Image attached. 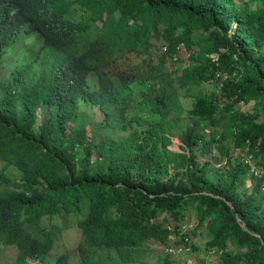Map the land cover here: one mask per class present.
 Segmentation results:
<instances>
[{"label": "trees", "instance_id": "trees-1", "mask_svg": "<svg viewBox=\"0 0 264 264\" xmlns=\"http://www.w3.org/2000/svg\"><path fill=\"white\" fill-rule=\"evenodd\" d=\"M261 2L24 0L26 31L39 42L19 47L23 76L0 82V242L17 245V264H70L63 251L51 262L55 237L46 228L28 230L29 219L44 216L78 227V264H178L170 252L147 260L150 243L185 247L179 222L188 216L209 234L207 246L222 251L216 264H264ZM19 37L0 43V63ZM154 42L162 53L145 70L137 60L153 54ZM181 46L188 65L174 59ZM54 63L76 72L82 91L40 118L47 100L32 68ZM204 82L216 89L191 93ZM133 83L140 93L127 99ZM87 108L104 113L92 135L99 145L82 128ZM116 126L128 133L111 137ZM174 138L179 149L170 147ZM254 166L263 171L248 190Z\"/></svg>", "mask_w": 264, "mask_h": 264}, {"label": "rangeland", "instance_id": "rangeland-1", "mask_svg": "<svg viewBox=\"0 0 264 264\" xmlns=\"http://www.w3.org/2000/svg\"><path fill=\"white\" fill-rule=\"evenodd\" d=\"M236 2H241L243 3V5H245L246 3H248L252 8H255L257 5H261L262 2L261 0H234ZM235 24L232 26V29H234ZM153 42V40H152ZM160 42H154L151 46H150V53L149 55L151 56H144V58L139 57V59L137 60L139 63L141 61V59H145V67L144 69L147 70L149 67H151L153 65V63L149 62L148 58H150L151 60H153L154 62L157 63V56H159L162 53V49L158 50V46H155V44H157ZM16 50H19V48L17 47ZM190 55V51L188 50V48L182 47L181 46V50L179 52L178 56H174V59H178L181 58L182 59V65H188L189 63L193 62L191 56ZM213 57H215V55H212ZM137 63V64H139ZM14 64H12L9 67H2V70H8L9 68L13 67ZM136 86L135 83L130 85V88L125 92V97L128 99L133 98L134 96H137L141 90V87L138 86V88ZM147 88V87H146ZM215 86H213L212 83H208V82H204L201 85H197V87L193 88L191 90V93L195 92L196 90H206L209 92H212L213 90H215ZM184 92V90H183ZM188 96V101L190 100H194V96ZM125 97H122L120 101H124ZM183 98V93L180 92V95L178 96V99H182ZM185 100V98H184ZM172 104L171 105L174 109H178L180 107V104L177 100H175V97L171 100ZM243 109H246L249 106H253L254 103L251 102L250 104H241ZM239 107V106H236ZM118 111L119 108H113L110 110L109 114L111 115V117H113L114 119L117 117L118 115ZM104 113H102L101 111H98L95 108H87L86 111L83 114V118H82V128L84 131H86V133L88 135H90L92 137L93 133L97 134L96 131V125L100 122L101 116H103ZM129 119V118H128ZM138 124V123H137ZM146 125V123L144 124H139L138 128L140 131H142V136L145 135V131L148 130V128L144 127ZM107 133L111 136V137H124L128 131H123L120 130L117 126L112 128V130H108ZM207 133V132H205ZM98 139V138H97ZM97 139H93L92 144L99 145V140ZM180 140L178 138H174V142L172 143V145L170 146L173 149H179V144H180ZM97 145V146H98ZM202 160V159H201ZM200 160V161H201ZM259 168V173L255 174V176L250 175V171H249V178L247 179L246 183H245V188L246 189H250L252 187V185H254V183L258 180L260 174L262 173L263 169L261 166H258ZM208 177L209 179H215L213 177V175L208 173ZM262 191L264 192V182H263V188ZM189 219H195L193 216H188ZM65 217L62 216H51V217H46L44 219V221L42 222V226L44 228H46L53 237H55V245H54V249L51 251V262L54 258H56V256L58 254H60L62 251L63 252H69L70 256L73 254V258L72 261H70V264H78V262L74 263V253H77V250H75V252L73 253L72 248L74 247V245L76 244L77 240L79 241L80 239V230L77 228V226H73L72 228L70 227V225L72 224V221H70L69 225L66 227L69 228H63L64 225V221H65ZM71 220H74L71 217ZM62 229V231L59 233V231ZM209 235L207 234L206 231H202L200 229V232L197 231L196 235H192V238L190 240L191 245L196 244V245H201L202 241L205 239H208ZM151 242V240H148L147 243ZM78 244V242H77ZM150 246L152 248L151 253L149 254V257L147 260H151V258H155L158 259V256L164 252H168V250L164 247V245L158 243V242H153L150 243ZM204 249H206V246H202L200 250L196 251L194 249H190L188 251L185 252H181L180 254L177 253L176 254H171V258L175 259L176 262H178V264H203V258L206 259V263L205 264H216L217 259L219 258L221 252L220 251H216V249H207L204 251ZM170 250V249H169ZM16 251L17 249L14 247H5L4 246H0V264H10L14 257L16 256ZM54 262V261H53ZM51 264V263H50ZM157 264H163V261L159 260L157 261ZM177 264V263H176Z\"/></svg>", "mask_w": 264, "mask_h": 264}, {"label": "clouds", "instance_id": "clouds-1", "mask_svg": "<svg viewBox=\"0 0 264 264\" xmlns=\"http://www.w3.org/2000/svg\"><path fill=\"white\" fill-rule=\"evenodd\" d=\"M26 11V5L24 3V0H0V43H4L8 37H11L15 35L17 32L19 33L20 37L18 38V41L12 44L13 48L8 52L6 56H4L3 60L0 63V82H6V81H14L17 80V78H20L24 74V70H15V67L18 65L24 63V62H18V52L21 51L20 46L24 45L28 42H34L35 44H38L39 40H37L39 37L35 34L34 31H26L28 27L29 18L25 16ZM19 48V50H16V48ZM52 63V62H51ZM12 64H14L13 67L9 68L8 70H2V67H9ZM31 75L33 76V80L40 83V86L42 87V90L44 92V95L46 97L47 102L43 106H37V113L39 114L40 118H43V110L50 106L52 102L57 103L62 100H74L75 98H78L79 92L82 91L81 89V82L80 77L77 75L76 72H73L71 68H68V66H60L56 63L52 64V68L50 69H36L32 68ZM185 92V90H184ZM186 93V92H185ZM195 93V92H193ZM21 108V106H20ZM39 121H36L37 123ZM34 123V125H35ZM250 172H255V174L259 173V168L254 166L250 169ZM250 173V174H251ZM46 217L51 216H44L41 220H34L29 219L28 222V230H36L41 229L42 222ZM167 227L172 230V224H167ZM197 227V222L195 219H189L186 218L184 221L179 222V229H180V235L183 238V245L185 247H180L177 249V247H173L175 243V239L172 242V246L167 247L168 252L171 254H177L181 252H185L190 250L191 248L194 249L195 245H191L190 240L192 238V235H196L193 231L197 233V231L200 232V228ZM78 228V227H77ZM197 230V231H196ZM37 232V231H36ZM202 232V230H201ZM37 234L41 237V232H37ZM209 235V234H208ZM43 237V234H42ZM205 239L202 241L201 245H196L199 247V250L202 246H206V249H210V245L207 246ZM78 242V240H77ZM77 242L72 248L73 253L76 250ZM0 246L5 247H14L17 249L16 256L14 257L13 261L10 264H17L18 261V255H19V249L15 243H7V242H0ZM170 249V250H169ZM218 250L217 248H213ZM222 252L221 250H218ZM69 255L70 253L67 252ZM73 258V254L71 255V261ZM79 258L78 252L74 253V261L77 262ZM27 260L30 263L36 262L30 257H27Z\"/></svg>", "mask_w": 264, "mask_h": 264}]
</instances>
